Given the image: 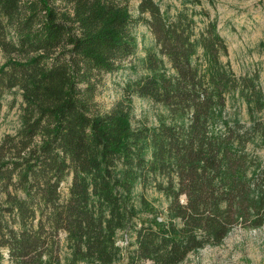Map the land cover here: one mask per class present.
I'll return each mask as SVG.
<instances>
[{
    "label": "trees",
    "instance_id": "1",
    "mask_svg": "<svg viewBox=\"0 0 264 264\" xmlns=\"http://www.w3.org/2000/svg\"><path fill=\"white\" fill-rule=\"evenodd\" d=\"M138 1L134 17L129 0H0V109L4 93L21 97L19 127L0 140V262L7 251L11 264H117V231L138 224L127 264H179L236 226H264V154L247 151L256 138L264 148L258 76L220 63L226 46L213 24L194 41L186 5L170 17ZM138 24L154 49L135 65ZM197 45L203 73L192 63ZM107 74L126 79L102 113L94 97ZM235 91L248 124L223 118ZM132 95L168 115L133 127ZM157 178L166 215L149 207L152 217L140 219L134 189ZM61 232L64 263L51 250Z\"/></svg>",
    "mask_w": 264,
    "mask_h": 264
},
{
    "label": "rangeland",
    "instance_id": "2",
    "mask_svg": "<svg viewBox=\"0 0 264 264\" xmlns=\"http://www.w3.org/2000/svg\"><path fill=\"white\" fill-rule=\"evenodd\" d=\"M153 1L170 17L186 5L188 13L192 15L195 22L192 37L194 41L198 42L200 37L205 35L207 26L213 24L226 46L225 53L220 54V63L236 77L246 73L256 74L262 94H264V0ZM138 3V0H129V11L134 17L137 16ZM133 36L136 52L128 61L136 65L140 59L154 49V38L143 24L136 26ZM4 60L5 58L0 53V65L4 63ZM192 63L198 66L200 73L205 71L207 61L199 45L196 46ZM127 65L129 66V63ZM125 79L126 77L108 74L102 77L101 85L94 97L100 112L109 111L122 99V86ZM127 103L130 106L129 115L133 127L139 124L157 125L160 118L168 115L166 108L148 98L132 95ZM20 104L21 97L16 89L4 93L0 109V140L5 135L13 134L19 127ZM222 115L229 121L249 123L247 104L238 91L230 92L225 96V108ZM257 117L264 121V109L257 113ZM247 151L259 157L264 154V148L259 146L258 138L247 145ZM69 182L68 179V183L64 185V196L67 194L66 187L69 186ZM156 183L165 185V180L157 178L156 182L150 183L144 189L139 186L134 189L131 204L140 219L152 216L164 218L166 215L168 200L161 191L157 190ZM182 197L181 202H185V200L182 201ZM149 207L154 211L152 216L148 211ZM158 220L161 221L162 218ZM138 226L137 224L132 230L117 231L116 244L120 248L117 264H127L128 255L135 249V229ZM51 250H53L52 254L64 263L70 255L65 233L58 234L56 244ZM4 258L0 264H11L7 260V251L4 252ZM179 264H264V226L257 229L236 226L220 244L205 246L191 252Z\"/></svg>",
    "mask_w": 264,
    "mask_h": 264
},
{
    "label": "water",
    "instance_id": "3",
    "mask_svg": "<svg viewBox=\"0 0 264 264\" xmlns=\"http://www.w3.org/2000/svg\"><path fill=\"white\" fill-rule=\"evenodd\" d=\"M184 200H185V196L182 197V201H184Z\"/></svg>",
    "mask_w": 264,
    "mask_h": 264
}]
</instances>
